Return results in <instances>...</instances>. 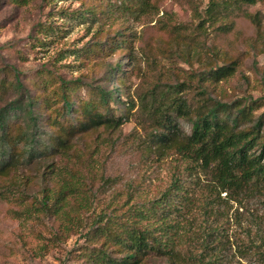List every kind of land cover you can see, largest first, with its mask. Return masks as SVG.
<instances>
[{
  "label": "trees",
  "instance_id": "16d2710c",
  "mask_svg": "<svg viewBox=\"0 0 264 264\" xmlns=\"http://www.w3.org/2000/svg\"><path fill=\"white\" fill-rule=\"evenodd\" d=\"M12 2L25 4L27 0ZM256 2L209 0L206 13L214 18L220 7L240 10L243 4ZM125 3L135 11L152 5L151 0H123ZM88 12L103 20L97 4ZM221 18L219 28L230 32L235 20ZM36 29L37 46L42 47L56 32L53 21ZM175 33L171 57L187 63L196 59L200 69L186 77L178 73L177 81L170 83L157 78L152 87L138 94L152 122L140 145L156 162H167L171 172L160 194L144 203L139 202L143 191L138 187L114 189L101 212L91 215L96 185L110 188L119 182L107 175L102 147L131 120L129 114L136 105L131 97L124 98L128 95L127 76L122 66L112 69L123 86L115 88L80 77L68 79L53 69L23 80L12 67V80L0 77V92L16 93L15 100L0 110V201L7 204L8 217L19 221L37 241L32 247L37 257L81 235L84 244L77 251L76 264H148L154 259L169 264H236L224 255L222 237L230 217L223 203L264 197V112L259 114L264 100L229 101L218 83L239 70L240 55L216 47L204 53L209 55L206 58L199 47ZM259 38L264 50L261 32ZM119 50L130 52L128 41L120 38L108 47L95 44L92 49H69L68 53H78L83 63H93ZM63 58L65 55L57 58V66ZM162 86H167L168 94L158 95ZM15 115H26L27 121H14ZM103 133L111 136L103 137ZM93 134V144L79 146ZM31 167L38 173L31 172ZM39 182L40 193H32ZM39 227L45 232H37Z\"/></svg>",
  "mask_w": 264,
  "mask_h": 264
},
{
  "label": "rangeland",
  "instance_id": "374dc122",
  "mask_svg": "<svg viewBox=\"0 0 264 264\" xmlns=\"http://www.w3.org/2000/svg\"><path fill=\"white\" fill-rule=\"evenodd\" d=\"M208 1L151 0L152 5L142 11H135L127 8L128 4H123V0L117 4H107L101 0H27L25 4L0 0L1 78L12 80V67L19 70L23 80L31 78L38 71L53 69L68 79L80 77L94 85L115 88L123 86L112 69L120 65L127 76L124 86L128 95L124 98L131 97L136 105L129 114L131 120L112 135L110 142H106L101 156L106 164L107 175L119 178V182L110 188L96 185L97 198L91 215L101 212L114 189L126 191L138 187L143 191V198L139 202L144 203L157 197L170 181L168 163L156 162L140 145L141 139H145L151 131L152 122L138 94L152 87L157 78L163 84L170 83L177 81L178 73L186 77L190 72L200 69V62L196 59L187 63L169 54L176 31L186 37L187 42L199 47L203 56L204 53L213 52L216 47L229 50L236 57L240 55L239 70L227 81L218 83L229 101L250 98L264 100V50L259 38V32L264 35V0L243 4L240 10L220 7L214 18L206 13ZM96 4L98 15L103 20H96L88 12L89 7ZM221 17H226L228 21L235 20V26L230 32L223 33L219 28ZM48 21H53L56 32L49 38V44L37 46L36 28ZM120 38L128 41L130 52L119 50L108 58L98 57L93 63H83L78 53H68L69 49H92L95 44L108 47L120 41ZM61 55H65V58L57 66V58ZM66 64L73 66L65 67ZM169 75L171 80L168 79ZM166 87L162 86L158 95L165 93ZM34 93L32 91L33 96ZM15 95L14 91L4 94L0 92V110L14 101ZM263 112L264 108L259 114ZM12 118L14 121L17 118L27 121L26 115H15ZM184 126L189 130V125ZM41 127L47 131L44 124ZM102 135L107 138L111 136ZM94 139L96 134L91 135L87 141L82 140L79 146L93 144ZM35 170V167H31V172L38 173ZM40 180L38 178L37 181ZM41 186L39 182L32 187L31 192L39 194ZM225 195L223 193L222 196L227 197ZM223 206L229 209L230 217L222 237L225 259L233 260L236 264H264V197L250 196L241 203L227 200ZM192 222L196 223L195 220ZM44 230V227L37 228V232ZM28 234L19 221L8 217L7 204L0 201V264L78 263L77 251L84 244L81 235L73 236L46 256L37 257L32 251L37 241ZM148 264L169 262L154 259Z\"/></svg>",
  "mask_w": 264,
  "mask_h": 264
}]
</instances>
